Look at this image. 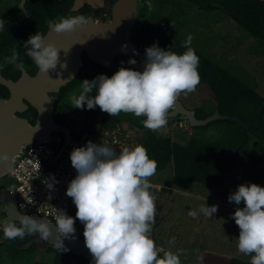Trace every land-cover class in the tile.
<instances>
[{
    "label": "clouds",
    "instance_id": "obj_1",
    "mask_svg": "<svg viewBox=\"0 0 264 264\" xmlns=\"http://www.w3.org/2000/svg\"><path fill=\"white\" fill-rule=\"evenodd\" d=\"M18 5L22 7L23 0ZM87 22L88 17L76 14L62 17L52 27L57 32L70 31ZM2 27L4 23L0 22ZM191 40L189 33L183 42L187 47L180 53L153 42L145 47L142 68L122 64L111 75L99 73L92 79L80 80L81 90L70 97L71 105L87 108L99 105L111 116L131 112L144 117L141 123L145 127L161 128L178 94L192 91L199 82V57L190 46ZM23 45L40 71L56 68L60 49L46 41L44 35L36 31ZM18 55L13 49L5 59L16 63ZM136 62L135 57H129V64ZM114 143L89 139L70 150L76 174L68 182L66 194L76 206L75 217L62 208L55 210V223L43 217L19 215L15 218L18 224L9 219L0 225L3 237L22 238L38 233L66 251L63 238L75 233L74 220L78 218L84 225V243L92 255L90 264H180L179 253L183 250L158 247L151 235L156 204L147 178L154 174L156 161L142 144L124 145L117 150ZM8 157V153L0 152V159ZM227 198L237 205L241 200L244 202L231 213L239 228L237 250L251 253V264H264V185L255 181L239 183ZM216 211L217 204L209 205L205 198V203L189 209L188 215L195 217L202 213L211 217Z\"/></svg>",
    "mask_w": 264,
    "mask_h": 264
},
{
    "label": "trees",
    "instance_id": "obj_2",
    "mask_svg": "<svg viewBox=\"0 0 264 264\" xmlns=\"http://www.w3.org/2000/svg\"><path fill=\"white\" fill-rule=\"evenodd\" d=\"M187 1L192 7L209 12L224 10L256 39L254 53L264 56V0ZM151 31L152 28L138 17L133 39L144 51L145 47L153 42L164 48L170 47L177 53L183 52L187 47L183 43L184 40L177 36L166 35L161 40L152 36ZM191 47L199 57L197 67L200 79L196 86L206 84L213 98V102L209 100V109L205 106L196 108L197 117L204 118L215 108H219L222 113L238 116L244 122H255L264 102V94L257 89L255 77L248 71L225 65L213 59L210 54ZM122 59L125 60V67L142 68L140 60L136 59V64H129L128 57L123 56L119 60ZM118 67L120 65L117 63L109 68L99 65L95 75L86 73L83 78L92 79L99 73L111 75ZM66 106L63 102L61 111ZM78 108L88 119L100 122V129L122 121L131 122L140 129L144 128L141 123L144 117L133 115L131 112L121 111L111 116L106 110H101L99 105L93 108ZM261 123L262 127L249 128L245 139L244 129L237 121L231 119H217L205 126H195L201 133L191 137L185 144L174 141L170 136L156 134L152 130L142 134L141 139L148 155L156 161L157 170H164L173 163V183L177 187L189 190L195 182L203 183L215 189L216 197L229 201L227 197L231 188L227 182L228 175H238L264 185V108ZM212 125L215 126L216 132L209 135L208 129ZM169 191L172 192V189ZM40 246H45L47 251L54 254L53 264H90L81 255L73 256L69 250H60L49 245L48 240L38 233L26 234L22 238H7L0 246V264H20L29 252ZM201 256L202 264H251L248 260L210 251H202Z\"/></svg>",
    "mask_w": 264,
    "mask_h": 264
},
{
    "label": "rangeland",
    "instance_id": "obj_3",
    "mask_svg": "<svg viewBox=\"0 0 264 264\" xmlns=\"http://www.w3.org/2000/svg\"><path fill=\"white\" fill-rule=\"evenodd\" d=\"M139 18L151 28V35L165 38L173 35L185 40L191 33V46L208 53L213 59L221 61L253 75L258 83L257 89L264 94V56L254 53L256 39L239 25L228 13L219 9L205 11L192 7L187 0H148ZM118 60V61H117ZM115 63L125 66V60L117 59ZM114 63V64H115ZM78 90L69 91L66 108L59 116L69 124L76 136L84 132L94 133L100 129V122H94L81 113L78 107L71 105L70 97ZM178 97L189 108L209 109V100L213 102L212 92L206 85H198L192 91H181ZM152 130V129H150ZM162 136H170L174 141L187 143L188 140L201 133L196 127L189 128L184 117L169 118L164 126L152 130ZM216 132L215 126L208 129V134ZM142 138V132L140 134ZM142 141V139L140 140ZM174 165L170 163L164 170H155L148 177L151 181L161 183L172 189L164 193L165 218L155 231V239L165 249L179 253L180 264H202V251H210L226 256H234L250 260L251 253L244 254L236 248V236L239 228L231 215L239 205L234 201H224L215 195V189L206 184L195 182L189 190H183L173 183ZM9 182L13 179L8 176ZM250 181L238 175H228L227 182L234 191L236 185ZM217 204V211L211 217L199 213L189 216V209H196L202 203ZM174 238V239H173ZM171 241V242H170ZM27 246V245H24ZM54 254L40 246L25 256L20 264H53Z\"/></svg>",
    "mask_w": 264,
    "mask_h": 264
},
{
    "label": "flooded vegetation",
    "instance_id": "obj_4",
    "mask_svg": "<svg viewBox=\"0 0 264 264\" xmlns=\"http://www.w3.org/2000/svg\"><path fill=\"white\" fill-rule=\"evenodd\" d=\"M116 2L117 0H23V6L20 7V0H0V22L4 23V27L0 28V152L9 155L7 160L0 159V225L8 218V188L13 182H9L10 173L7 172L12 167L15 155L40 137L60 133L55 131L53 120L47 116L44 120H39L41 112H47L53 105L54 77H49L48 73L43 77L44 71H40L26 54L24 41L30 34L38 31L45 36L46 41L58 46L59 55H65L64 51H69L72 45L58 40L57 37L64 38L65 31L57 32L52 27L53 23L62 17L76 14L88 17L87 23L91 25L105 22L111 19ZM91 25L84 27L91 28ZM13 49L19 54L16 63L5 59L12 54ZM122 57L118 55L111 65L104 66L93 62L83 50V63L77 75L61 85L56 95L52 110L55 122L66 124L59 116L61 104L69 91L81 89L80 80L84 79L86 73L95 75L99 65L109 68ZM74 61H67L63 69H73ZM14 222L18 224L19 221ZM6 239L0 228V246Z\"/></svg>",
    "mask_w": 264,
    "mask_h": 264
},
{
    "label": "water",
    "instance_id": "obj_5",
    "mask_svg": "<svg viewBox=\"0 0 264 264\" xmlns=\"http://www.w3.org/2000/svg\"><path fill=\"white\" fill-rule=\"evenodd\" d=\"M149 4L150 3L148 0H117V2L113 7L112 17L108 21L101 23L98 22L92 25L87 23L83 25V27L86 25L88 26L91 25V28L89 27L82 28V26H80L73 30L65 31L64 38L57 37L59 38L58 39L59 41H64L66 44L72 46L69 48V51L67 50L64 51L66 53L65 55H59V61L55 69L52 70L50 68L48 72L43 73V77H45L47 73L49 74V77L53 75L54 81L52 83L54 85L55 96L51 108L45 113L44 111L43 112L40 111L41 115L39 120H44L45 117L47 116L50 120H53L55 131L60 133L54 132L52 135L40 137L37 140L31 142L29 145L43 141L50 142L62 133L65 136V142L60 149V153H61L67 145L84 144L89 136L93 137L101 134L104 131V128H101L100 130H98L93 134L89 132H84L80 136V138H76V139L73 138L72 137L73 129L70 127V125L59 124L55 122V120L53 119L52 110L55 107V102L57 98L56 95L58 94L61 85H64L65 83L71 81L77 75L79 68L83 63L81 58V52L83 50L86 51L88 57L93 62L96 63L98 62L99 64H102L104 66L111 65L114 59L118 55L125 56L128 58L135 57V59L143 61L145 56V51L140 49V47H138L137 44L135 43L133 39V30L137 22V18L139 17L141 11L146 6H149ZM125 44L126 47L122 48V45ZM133 49H135V51H133ZM70 60H75L74 68L63 69V67L66 66L67 64V61ZM43 77L41 76L40 78ZM263 108H264V102L260 107V112L257 120L251 123L244 122L238 116L222 113L219 110V108H215V110L208 116L204 118H199L196 115L197 109L187 107L184 104V102L177 96L174 106L168 110L167 119L182 116L186 119L189 128L195 126H205L209 122L215 121L217 119L235 120L244 129V133H245L244 139H245L246 132L249 128L262 127L261 119H262ZM149 130L150 128L144 126V128L141 129V132L142 134H146ZM27 147L19 151L15 155L12 167L10 168V171H8L7 173L12 172L16 159L25 152ZM15 187H16V182L13 180V184L8 188V193H9L8 200L10 205L8 206V210H7L8 218L6 220L12 219L14 221L17 220L15 218H18L19 215L26 214L38 218L43 217L51 221L46 216L21 212L18 209L15 201V195L13 192ZM51 222L55 223L53 221ZM52 227H53V231H55L54 225H52ZM63 243L64 245H66L67 250H69L73 256L81 255L89 262L92 260V255L89 249L86 247L84 241L77 235L72 234L68 237H64ZM155 243L158 247L164 248L161 244L157 242ZM48 244L53 246L51 240H48Z\"/></svg>",
    "mask_w": 264,
    "mask_h": 264
},
{
    "label": "built area",
    "instance_id": "obj_6",
    "mask_svg": "<svg viewBox=\"0 0 264 264\" xmlns=\"http://www.w3.org/2000/svg\"><path fill=\"white\" fill-rule=\"evenodd\" d=\"M137 23V22H136ZM104 131L96 136H89L96 143L102 141L112 143L117 150L124 145L142 144L141 129L131 122H116L114 125L103 127ZM73 138H80L74 133ZM65 142L61 133L52 141H43L31 144L20 155L15 163L10 177L16 182L13 192L18 209L23 213L37 214L48 217L54 221L56 208L64 209L75 217L76 206L72 197L66 194V187L70 179L76 174L70 161V150L73 146L67 145L60 153ZM150 181V192L156 204L155 220L152 224L151 235L155 239V231L163 222L165 186L161 183ZM75 235L84 241L83 223L77 218L74 220Z\"/></svg>",
    "mask_w": 264,
    "mask_h": 264
},
{
    "label": "bare ground",
    "instance_id": "obj_7",
    "mask_svg": "<svg viewBox=\"0 0 264 264\" xmlns=\"http://www.w3.org/2000/svg\"><path fill=\"white\" fill-rule=\"evenodd\" d=\"M237 186V185H236Z\"/></svg>",
    "mask_w": 264,
    "mask_h": 264
}]
</instances>
